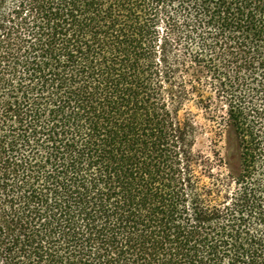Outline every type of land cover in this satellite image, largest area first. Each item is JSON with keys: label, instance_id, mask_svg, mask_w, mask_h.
Listing matches in <instances>:
<instances>
[{"label": "trees", "instance_id": "16d2710c", "mask_svg": "<svg viewBox=\"0 0 264 264\" xmlns=\"http://www.w3.org/2000/svg\"><path fill=\"white\" fill-rule=\"evenodd\" d=\"M0 264H264V0H0Z\"/></svg>", "mask_w": 264, "mask_h": 264}, {"label": "rangeland", "instance_id": "374dc122", "mask_svg": "<svg viewBox=\"0 0 264 264\" xmlns=\"http://www.w3.org/2000/svg\"><path fill=\"white\" fill-rule=\"evenodd\" d=\"M198 121L202 126L206 127V131L204 130L203 134L199 137L198 147L203 148L205 150H209V146L211 145V134L208 133L209 122L205 119L203 112L199 111L198 113ZM233 138L227 136L224 141L220 143V149L232 163L237 166L238 165V156L237 151L235 150ZM213 145V144H212Z\"/></svg>", "mask_w": 264, "mask_h": 264}]
</instances>
